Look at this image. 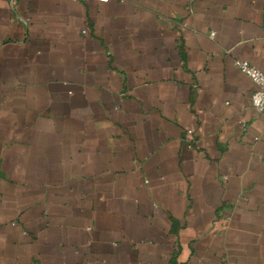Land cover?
Returning <instances> with one entry per match:
<instances>
[{"label":"crops","instance_id":"obj_1","mask_svg":"<svg viewBox=\"0 0 264 264\" xmlns=\"http://www.w3.org/2000/svg\"><path fill=\"white\" fill-rule=\"evenodd\" d=\"M237 59L264 0H0V264H264Z\"/></svg>","mask_w":264,"mask_h":264},{"label":"built area","instance_id":"obj_2","mask_svg":"<svg viewBox=\"0 0 264 264\" xmlns=\"http://www.w3.org/2000/svg\"><path fill=\"white\" fill-rule=\"evenodd\" d=\"M214 35L215 32H212V36ZM236 64L241 70L247 73L255 83L256 88L252 95V103L258 112L264 115V72L248 60L237 59Z\"/></svg>","mask_w":264,"mask_h":264}]
</instances>
